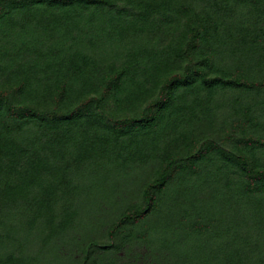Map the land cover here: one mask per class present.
<instances>
[{"label": "rangeland", "instance_id": "rangeland-1", "mask_svg": "<svg viewBox=\"0 0 264 264\" xmlns=\"http://www.w3.org/2000/svg\"><path fill=\"white\" fill-rule=\"evenodd\" d=\"M0 264H264V0H0Z\"/></svg>", "mask_w": 264, "mask_h": 264}]
</instances>
